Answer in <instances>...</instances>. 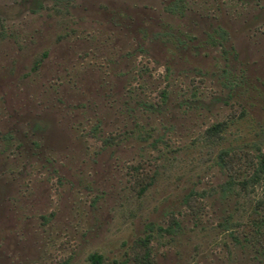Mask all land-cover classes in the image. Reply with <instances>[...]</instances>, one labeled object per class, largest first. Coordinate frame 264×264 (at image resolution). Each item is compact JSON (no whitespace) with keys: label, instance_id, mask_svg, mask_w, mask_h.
Masks as SVG:
<instances>
[{"label":"rangeland","instance_id":"1","mask_svg":"<svg viewBox=\"0 0 264 264\" xmlns=\"http://www.w3.org/2000/svg\"><path fill=\"white\" fill-rule=\"evenodd\" d=\"M259 150L264 0H0V264H264Z\"/></svg>","mask_w":264,"mask_h":264},{"label":"trees","instance_id":"2","mask_svg":"<svg viewBox=\"0 0 264 264\" xmlns=\"http://www.w3.org/2000/svg\"><path fill=\"white\" fill-rule=\"evenodd\" d=\"M222 126H223L222 121L215 122L209 125L206 128V131L208 133H216L222 128ZM239 157H240L239 153H237L234 150H230L228 148H220L216 154L217 163L227 171V175L229 178L228 180H226V184H228L229 181H231L229 179L231 175L234 173V165L238 162ZM244 157L245 159H247V161H251V163H253V168L248 178H250L251 180H257L259 173L264 171V150H259L254 155L252 154L248 155L247 152H244ZM252 157H254V160L251 159ZM246 181L247 180H245L244 182ZM184 201L186 204L190 205L191 208H193L192 206L196 208L195 200L191 196V194L186 195ZM263 203H264V198L258 199L255 203V208L257 207L260 208L263 205ZM255 208L253 210V214L254 217H258ZM260 222L263 223L264 220L260 219ZM173 223L176 222L173 221ZM256 225L258 226V224ZM251 231L252 232L250 234V239L259 245L264 256V231H260L259 228L258 230H256L255 228L254 231L251 229ZM149 237H150L149 234H144L143 236L136 237L132 241L130 250L134 264H153V258L150 254V247L148 245ZM101 263H102L101 255L99 253L91 252L88 254V264H101ZM118 264H123V262H119Z\"/></svg>","mask_w":264,"mask_h":264}]
</instances>
